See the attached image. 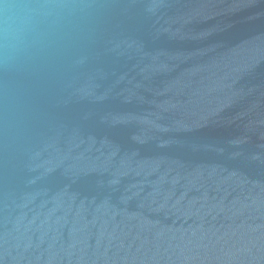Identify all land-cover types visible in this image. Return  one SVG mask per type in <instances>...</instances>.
Masks as SVG:
<instances>
[{
    "label": "water",
    "instance_id": "obj_1",
    "mask_svg": "<svg viewBox=\"0 0 264 264\" xmlns=\"http://www.w3.org/2000/svg\"><path fill=\"white\" fill-rule=\"evenodd\" d=\"M0 59V264H264V0H75Z\"/></svg>",
    "mask_w": 264,
    "mask_h": 264
},
{
    "label": "clouds",
    "instance_id": "obj_2",
    "mask_svg": "<svg viewBox=\"0 0 264 264\" xmlns=\"http://www.w3.org/2000/svg\"><path fill=\"white\" fill-rule=\"evenodd\" d=\"M74 7L75 0H0V48L10 51L14 57L24 50L28 34L39 21L58 18L65 9Z\"/></svg>",
    "mask_w": 264,
    "mask_h": 264
}]
</instances>
